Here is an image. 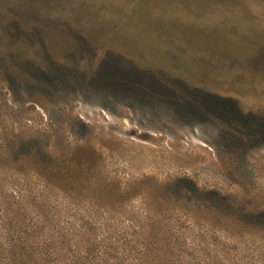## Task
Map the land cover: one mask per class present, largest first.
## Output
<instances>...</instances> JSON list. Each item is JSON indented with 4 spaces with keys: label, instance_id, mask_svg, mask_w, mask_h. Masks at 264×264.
Masks as SVG:
<instances>
[{
    "label": "rangeland",
    "instance_id": "obj_1",
    "mask_svg": "<svg viewBox=\"0 0 264 264\" xmlns=\"http://www.w3.org/2000/svg\"><path fill=\"white\" fill-rule=\"evenodd\" d=\"M263 214L264 0H0V264H264Z\"/></svg>",
    "mask_w": 264,
    "mask_h": 264
},
{
    "label": "trees",
    "instance_id": "obj_2",
    "mask_svg": "<svg viewBox=\"0 0 264 264\" xmlns=\"http://www.w3.org/2000/svg\"><path fill=\"white\" fill-rule=\"evenodd\" d=\"M180 182V181H179ZM179 182H177V184H179V185H181L182 183H179ZM176 184V183H175ZM174 184V186H176ZM106 187H110V186H106ZM175 188V187H174ZM177 189L178 190H182L183 189V186H181V187H179V186H177ZM198 191V189L197 188H194V190L192 191V193H196ZM186 193V192H185ZM172 196V195H171ZM209 196H211L214 200H219V201H223V200H221L222 198L221 197H219V195H217V194H211V195H208V197ZM173 198V197H172ZM167 199L165 198V197H163V201L165 202ZM257 215V214H256ZM263 217H264V214L262 215V216H254V217H252L250 220H252V221H254V222H258V221H260V220H262L263 219ZM29 256H33V258L34 257H36L37 255L36 254H33L32 253V255H29ZM36 264H44L42 261H39V262H35ZM46 263V262H45Z\"/></svg>",
    "mask_w": 264,
    "mask_h": 264
}]
</instances>
